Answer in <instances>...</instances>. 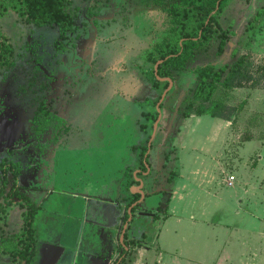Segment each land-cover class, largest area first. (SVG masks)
Returning a JSON list of instances; mask_svg holds the SVG:
<instances>
[{
    "label": "rangeland",
    "instance_id": "obj_1",
    "mask_svg": "<svg viewBox=\"0 0 264 264\" xmlns=\"http://www.w3.org/2000/svg\"><path fill=\"white\" fill-rule=\"evenodd\" d=\"M66 6L75 16L72 30L28 23L13 10L0 16V31L16 55V65L0 75V161L24 164L19 182L37 207L30 264H106L116 227L118 242L124 212L139 198L135 179L141 178L145 188L168 190L138 207L159 217L129 214L130 248L122 264H264V85L220 86L208 113L184 122L177 111L195 86L194 67L231 64L234 49L264 63V0H233L224 8L217 18L230 30L225 52L217 55L215 35L186 69L173 71L169 89L145 60L169 31L165 6L149 0H67ZM81 82L90 97L69 109L78 123L58 141L51 132L36 136L30 120L39 100L51 99L66 114ZM218 105L231 117L229 127L210 115ZM158 113L152 150L145 153L153 171L143 174ZM231 174L230 186L224 178ZM173 179L178 194L167 208ZM24 209L0 196V238H17ZM146 245L152 255H145ZM0 264L24 261L0 247Z\"/></svg>",
    "mask_w": 264,
    "mask_h": 264
},
{
    "label": "trees",
    "instance_id": "obj_2",
    "mask_svg": "<svg viewBox=\"0 0 264 264\" xmlns=\"http://www.w3.org/2000/svg\"><path fill=\"white\" fill-rule=\"evenodd\" d=\"M157 6H165L169 17L168 33L156 42L146 52L145 60L156 64L163 59L157 69L153 70L155 80L171 77L173 71L184 70L187 62L193 58L196 49L209 42L214 36L218 38L216 53L221 56L230 39V30L218 22V14L228 6L231 0H149ZM67 0H0V16L13 10L26 22L42 26L57 24L63 30L73 29L75 16L67 9ZM262 9V8H260ZM259 10L256 13L259 15ZM235 60L216 66L207 63L193 68L196 75L195 86L182 101L178 113L184 117L193 114L203 115L220 86L225 89L236 87H258L264 85V63L258 64L248 54L238 55L236 49L232 52ZM16 65L14 47L8 37L0 31V75L10 71ZM168 84L169 82L166 81ZM213 108L210 115L231 121V117ZM36 134H43L50 128L67 130L66 121L57 115L48 105L46 99H41L32 119ZM147 147L144 154L148 150ZM24 170L20 160L4 158L0 161V196H5L6 203L20 201L25 208L23 228L21 233L12 236H2L0 247L13 258L19 257L24 264H30L35 251L37 238L34 219L37 207L31 197L23 190L19 178ZM139 196V194H137ZM155 215V214H154ZM157 216V215H156ZM22 245L19 248V245ZM19 248V249H18Z\"/></svg>",
    "mask_w": 264,
    "mask_h": 264
},
{
    "label": "flooded vegetation",
    "instance_id": "obj_3",
    "mask_svg": "<svg viewBox=\"0 0 264 264\" xmlns=\"http://www.w3.org/2000/svg\"><path fill=\"white\" fill-rule=\"evenodd\" d=\"M80 56H81V52H80ZM81 70L83 71V67L81 68ZM76 76L77 77H79L78 76V74H76ZM79 78H82V77H79ZM92 86V85H91ZM83 88V84H82V82L76 87V92H77V99H75V101H74V104H73V106H71V107H68V109H67V113L66 114H62V113H60V112H58L55 108H53V106H52V102H51V99L50 100H48L47 98H45L44 97V99H46V101H47V103H48V105L50 106V108L57 114V115H59L61 118H63L65 121H66V125L67 126H69V128L67 129V130H58V129H55V128H50L49 130H47L45 133H43V134H36L35 132H34V129H33V125H32V119H33V117H34V115H35V113H36V110H35V113H34V115H33V117L31 118V120H30V122H31V127H32V130H33V133L36 135V136H42V135H45L46 133H48V132H51L52 134H53V136H52V138H53V140L54 141H58V139H59V137L61 136V135H63V134H67V133H69L70 131H71V129H72V127L73 126H75V124H77L78 123V121H76V122H72V119L69 117L70 115H69V109H72V111L73 110H75V108H77L78 107V103L80 102L81 103V101H80V99H82V98H88V97H90V95H89V93H87L86 92V95L84 94L83 95V91H81V89ZM89 88H90V86H89ZM78 90H80V92L78 91ZM89 95V96H88ZM94 97H96V95H94ZM97 98V97H96ZM43 99V98H42ZM41 100V99H40ZM40 100H39V102H40ZM160 100V99H159ZM159 102V101H158ZM157 102V103H158ZM39 104V103H38ZM37 108H38V105H37ZM177 111H179V107H178V109H177ZM20 114H22V112H20ZM158 116H159V113H158ZM158 116H157V119H158ZM156 119V120H157ZM160 120H161V118H160ZM160 120H159V122H160ZM159 124V123H158ZM80 132H83V130L82 131H80ZM156 132H157V129H156ZM155 137V136H154ZM153 141V140H152ZM149 147V146H148ZM152 148V144H151V146L148 148V149H151ZM147 152V151H146ZM148 156H149V153H147L146 155L144 154V158H143V167H144V169L146 170V171H142V173L143 174H146V173H149V174H151L152 173V171H153V166L149 163V161H148ZM24 165V164H23ZM141 173V174H142ZM136 181H138V186L141 184V182L143 183L142 184V186H141V188L139 189V198L138 199H136V200H134L133 202H131L130 204H129V206H128V208H127V210L129 209V213H128V211L126 210L125 212H124V215L123 216H125V220L123 221V225H124V227H123V225H122V229H121V232H120V234H119V238H118V242H117V240H115V234H116V231L117 230H119L118 229V227H119V225L116 227V230H115V233H114V239H113V242L115 243V249H114V251L110 254V255H108V257H107V263L106 264H122V262L125 260V258H126V255L128 254V251H129V245L127 244V240H128V236H127V227H128V224H129V214L133 211V210H141L140 211V214H145V215H153V216H155L156 217V213H153L152 214V212L151 211H154V210H151V209H149V208H146V209H143V208H140V209H138V207L141 205L142 206V204H144L145 203V200H146V198H147V196H152V195H154V193H151V192H145L144 194H143V188H145L146 187V185H147V182H146V180L144 181L142 178L141 179H135ZM103 202H106L105 200H102ZM108 203H110V202H108ZM137 203V204H136ZM136 204V205H135ZM158 208H160V207H158ZM142 210H146V211H142ZM148 211H150L151 213H149ZM157 211H158V209H157ZM155 214V215H154ZM120 235H121V238H120ZM120 239H121V242H120ZM131 239V238H130ZM117 242V243H116ZM142 247V246H141ZM120 248H122V250H120L119 251V253H118V256H117V251L120 249ZM116 255V256H115Z\"/></svg>",
    "mask_w": 264,
    "mask_h": 264
},
{
    "label": "crops",
    "instance_id": "obj_4",
    "mask_svg": "<svg viewBox=\"0 0 264 264\" xmlns=\"http://www.w3.org/2000/svg\"><path fill=\"white\" fill-rule=\"evenodd\" d=\"M233 0H231L230 1V3L232 2ZM234 1H236V2H241L242 0H234ZM229 3V4H230ZM228 4V5H229ZM241 6V5H240ZM240 6H238L237 7V10H234V12H236V13H238V10H240L241 9V7ZM232 6H230V8H231ZM201 116V115H200ZM186 118H190L191 119V117L189 116V117H184V120H183V122L184 121H186L187 119ZM217 118H219V117H217ZM222 122H225L223 125H224V127H229V125L232 123L230 120H227V119H223L222 120ZM224 144H225V142H224ZM156 148V147H155ZM151 150H152V148H151ZM151 152V151H150ZM219 170H221L220 172L222 173V169H221V167L219 166ZM176 177H178V175L176 176ZM224 179H227L226 177L224 178ZM167 185H169V188L170 189H173L172 190V192H173V194L170 196L169 194H168V199H167V208L169 207V204H170V202H171V200L174 198V196L176 195V194H178V189H177V187H175V183H174V179H173V181L171 182V183H167ZM165 190H168V186H166V185H164V184H162V185H160V186H158V187H156V188H154V186L152 187V185H149L148 186V188H143V194L145 193V192H151V193H154V194H157V193H167V192H165ZM158 207H160L161 208V206L160 205H158L157 206V209H158V211L160 210V208H158ZM157 214V213H156ZM156 217H159V215L157 214V216ZM147 246V245H146ZM150 247V246H149ZM148 246L147 247H143V249H145V255H147V256H149V255H152V253H153V249L152 248H149ZM162 250H164V249H162L161 248V246H160V251L158 252V253H156V254H158V257L161 259L162 258V254H164V251H162ZM165 251H168L167 249L165 250ZM155 254V253H154Z\"/></svg>",
    "mask_w": 264,
    "mask_h": 264
},
{
    "label": "water",
    "instance_id": "obj_5",
    "mask_svg": "<svg viewBox=\"0 0 264 264\" xmlns=\"http://www.w3.org/2000/svg\"><path fill=\"white\" fill-rule=\"evenodd\" d=\"M162 62H163V59L158 60L157 63L155 64L154 69H155V73H156V75H157V69H158V66H159V64L162 63ZM160 79H166V80L169 81V86H168L167 89H169V88L172 86V84H173V80H172L171 77L160 78ZM166 93H167V90H165V92H163V94H162V96H161L159 102L157 103V107H158V108L160 107V103L162 102V100H163L164 97L166 96ZM160 118H161V113H159L158 119L155 121V125H154V135H153V136L150 138V140H149V147L151 146V144H152V140H153V138H154V136H155V134H156V129H157V126H158V123H159ZM142 184H143V183L141 182V184H140L138 187H141Z\"/></svg>",
    "mask_w": 264,
    "mask_h": 264
},
{
    "label": "built area",
    "instance_id": "obj_6",
    "mask_svg": "<svg viewBox=\"0 0 264 264\" xmlns=\"http://www.w3.org/2000/svg\"><path fill=\"white\" fill-rule=\"evenodd\" d=\"M234 180H235V176L231 174V175H229V176L227 177V181H226V182H227L228 185L231 186V185H233V181H234Z\"/></svg>",
    "mask_w": 264,
    "mask_h": 264
}]
</instances>
